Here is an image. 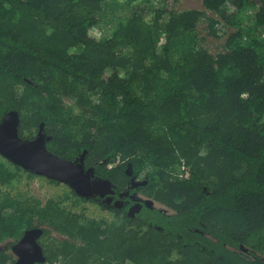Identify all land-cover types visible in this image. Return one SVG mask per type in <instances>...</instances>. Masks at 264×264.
Returning a JSON list of instances; mask_svg holds the SVG:
<instances>
[{
    "label": "trees",
    "instance_id": "1",
    "mask_svg": "<svg viewBox=\"0 0 264 264\" xmlns=\"http://www.w3.org/2000/svg\"><path fill=\"white\" fill-rule=\"evenodd\" d=\"M139 1L150 20L136 7L98 37L107 8ZM121 2L0 0V122L17 111L21 138L45 136L97 188L43 202L15 188L36 176L0 156V243L36 228L44 264H264V0ZM201 23L227 35L222 53L202 46Z\"/></svg>",
    "mask_w": 264,
    "mask_h": 264
},
{
    "label": "water",
    "instance_id": "2",
    "mask_svg": "<svg viewBox=\"0 0 264 264\" xmlns=\"http://www.w3.org/2000/svg\"><path fill=\"white\" fill-rule=\"evenodd\" d=\"M20 124L17 111L3 116L0 122V156L28 173L66 185L81 198L94 197L97 188L91 170H86L81 162H73L51 153L43 135L32 140L21 138ZM42 235L41 229L26 231L22 238L13 244V264L46 263L43 248L39 244Z\"/></svg>",
    "mask_w": 264,
    "mask_h": 264
},
{
    "label": "rangeland",
    "instance_id": "3",
    "mask_svg": "<svg viewBox=\"0 0 264 264\" xmlns=\"http://www.w3.org/2000/svg\"><path fill=\"white\" fill-rule=\"evenodd\" d=\"M121 1L123 0H119V2ZM136 7L143 8L144 10L143 13L146 15V17L148 16L147 19L150 20L152 16L151 7L146 3H144L143 1L136 2L132 4V7L130 6L126 9L122 7H118L116 9L114 8L113 10L107 8V14H108L107 17H105L102 20V22L99 25V28L96 29V33L98 37L99 38L109 37L113 32V29L115 28L117 22L120 21V18H124L128 16V14L133 13L134 10H136ZM175 9L177 11H184V10L204 11L202 0H177ZM208 14L211 15L210 13ZM254 16H255V11L253 9L249 7L244 8L240 15L241 24H243V26L252 27L253 25H255ZM108 20H110L111 23L108 24L107 23ZM233 31L236 32L237 29H233ZM198 33L200 35L199 37L201 38L202 46L206 48L211 54L216 56L217 54L222 53L224 51L223 47H224V43L226 42L227 35L219 40L210 37L206 31L205 23H201L199 25ZM183 171L184 168H181L179 172H183ZM15 188L16 191L29 193L31 196H34L43 202L47 201L50 198L59 197L61 195L65 197H69L71 191V189L68 188L66 185L63 184L55 185L50 183L46 178L38 177V176L34 178H28L26 174L22 175L21 181L18 182ZM104 188H106L107 191L112 190V187L110 185L104 186ZM100 190L103 191V187H100ZM152 204L156 209L168 215L172 214V211L169 210L164 205L159 204L157 202H152ZM67 205L68 207L73 208L75 212L84 213L88 217L95 219L97 221L105 220L108 222H112L114 220L112 214L103 211L97 204L91 202H80L78 204H75L71 201L68 202ZM12 247H13V241L6 240L5 242L0 243V252H6L12 255Z\"/></svg>",
    "mask_w": 264,
    "mask_h": 264
},
{
    "label": "flooded vegetation",
    "instance_id": "4",
    "mask_svg": "<svg viewBox=\"0 0 264 264\" xmlns=\"http://www.w3.org/2000/svg\"><path fill=\"white\" fill-rule=\"evenodd\" d=\"M140 200H142V201H144V202H146V200L147 199H143V198H139ZM17 243V242H16ZM14 241H13V244H16ZM13 255V254H12ZM13 258H14V262H15V257H14V255H13Z\"/></svg>",
    "mask_w": 264,
    "mask_h": 264
},
{
    "label": "built area",
    "instance_id": "5",
    "mask_svg": "<svg viewBox=\"0 0 264 264\" xmlns=\"http://www.w3.org/2000/svg\"><path fill=\"white\" fill-rule=\"evenodd\" d=\"M184 176H185V178H188V176H189L188 172H186Z\"/></svg>",
    "mask_w": 264,
    "mask_h": 264
}]
</instances>
